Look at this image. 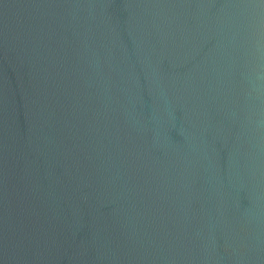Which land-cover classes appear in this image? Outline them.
<instances>
[{"label": "water", "instance_id": "obj_1", "mask_svg": "<svg viewBox=\"0 0 264 264\" xmlns=\"http://www.w3.org/2000/svg\"><path fill=\"white\" fill-rule=\"evenodd\" d=\"M0 264H264V0H0Z\"/></svg>", "mask_w": 264, "mask_h": 264}]
</instances>
